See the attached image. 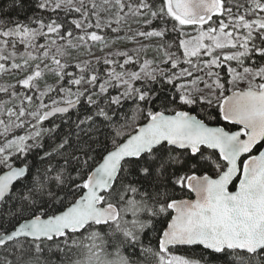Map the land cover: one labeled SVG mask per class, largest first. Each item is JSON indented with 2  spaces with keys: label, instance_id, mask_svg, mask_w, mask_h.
I'll list each match as a JSON object with an SVG mask.
<instances>
[{
  "label": "snow or ice",
  "instance_id": "obj_1",
  "mask_svg": "<svg viewBox=\"0 0 264 264\" xmlns=\"http://www.w3.org/2000/svg\"><path fill=\"white\" fill-rule=\"evenodd\" d=\"M0 264H264V0H0Z\"/></svg>",
  "mask_w": 264,
  "mask_h": 264
}]
</instances>
